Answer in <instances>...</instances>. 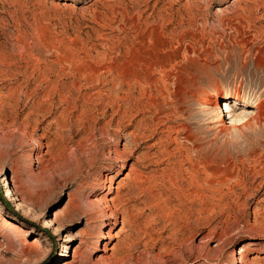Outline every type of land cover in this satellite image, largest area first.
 <instances>
[{
  "label": "rangeland",
  "instance_id": "obj_1",
  "mask_svg": "<svg viewBox=\"0 0 264 264\" xmlns=\"http://www.w3.org/2000/svg\"><path fill=\"white\" fill-rule=\"evenodd\" d=\"M262 102L264 0H0V264H264Z\"/></svg>",
  "mask_w": 264,
  "mask_h": 264
},
{
  "label": "bare ground",
  "instance_id": "obj_2",
  "mask_svg": "<svg viewBox=\"0 0 264 264\" xmlns=\"http://www.w3.org/2000/svg\"><path fill=\"white\" fill-rule=\"evenodd\" d=\"M240 97V93L239 92H236L233 96H231L229 99H234V100H238ZM208 104L210 105H213L214 107H218L219 106V99H216L215 101H211V100H208L207 102ZM206 103V104H207ZM228 105H226V108H227ZM263 102L262 104L257 108V112L254 116L253 119H247V118H244V117H241V116H237L235 119H233L231 121V124L230 125H227L226 122H222L223 123V133L227 134L228 133H232L235 134V133H240L242 128L246 125H248L249 123H251L250 121H256L258 124H264V107H263ZM222 128V127H221ZM122 187V186H121ZM121 187H118L117 188V191H121ZM112 190V189H110ZM123 200H122V197L121 196H118L117 198H114L112 199V203L115 205L116 203H119V204H122ZM112 218V217H111ZM116 219V218H115ZM2 224L9 228V229H16L18 227V225L16 223H14L12 220H9L7 218H3L1 220ZM13 231V230H12ZM16 231V230H15ZM254 245H256L255 243H253ZM244 250H241L240 253H239V257L234 259V264H256L255 261H250L249 259H246L245 256H244V253L242 252Z\"/></svg>",
  "mask_w": 264,
  "mask_h": 264
}]
</instances>
